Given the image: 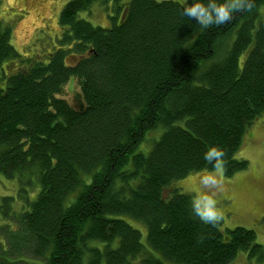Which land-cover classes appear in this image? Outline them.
Here are the masks:
<instances>
[{
  "label": "trees",
  "instance_id": "trees-1",
  "mask_svg": "<svg viewBox=\"0 0 264 264\" xmlns=\"http://www.w3.org/2000/svg\"><path fill=\"white\" fill-rule=\"evenodd\" d=\"M122 1L65 4L44 60L19 55L0 23V177L24 193L31 177L39 185L0 240V264H231L243 252L263 262L253 229L203 225L176 184L206 167L208 145L223 148L225 176L249 168L236 153L264 114V0L207 29L180 2ZM95 2L112 4L107 28L80 18ZM72 77L83 109L59 97ZM159 126L150 153L136 151ZM127 215L147 226L146 245Z\"/></svg>",
  "mask_w": 264,
  "mask_h": 264
},
{
  "label": "rangeland",
  "instance_id": "rangeland-1",
  "mask_svg": "<svg viewBox=\"0 0 264 264\" xmlns=\"http://www.w3.org/2000/svg\"><path fill=\"white\" fill-rule=\"evenodd\" d=\"M72 0H0V23L9 24L12 28L11 44L15 47L19 55L24 59H33L41 57L46 59L48 53L53 52L60 44L58 40L62 37V30L59 24V17L63 6ZM130 0H123L128 3ZM163 1V0H156ZM171 1V0H168ZM185 3V0H173ZM112 4L107 7L99 2H95L90 10L81 12L80 18L88 20L94 26L107 28L111 25L109 15L113 13ZM260 15L257 26L264 24V5L260 8ZM256 27V29L258 28ZM250 50L246 51L241 59L242 66ZM19 63L14 62L8 65L7 73L15 71ZM60 98L68 101L75 109L84 108V98L81 94L78 79L72 77L63 90ZM163 127L159 126L146 133L145 139L137 147L136 151L148 154L153 149V145L161 138ZM243 145L236 153V158L247 160L249 168L243 172H237L228 177L221 173L224 181V190L219 193L218 201L222 207L223 216L220 220L223 231L233 230L236 227L244 229H253L256 232L258 242L264 246V114L248 129L244 136ZM197 174H190L181 179L176 184V188L181 193L192 195L199 189ZM30 179L28 185H24L26 193L21 192L22 186L18 179H7L0 177V205L6 196L15 198L11 215L1 214L0 221V240L15 228H19V222H16L14 214L21 211H27L25 207V197L33 199L39 192V185L36 180ZM122 218L131 224L142 234V242L147 244V226L141 221H137L130 216ZM4 234V235H3ZM101 246V244H99ZM7 247V246H6ZM29 263H37L33 259H27ZM165 264H175L166 262ZM231 264H264L251 259L246 253H240L236 260Z\"/></svg>",
  "mask_w": 264,
  "mask_h": 264
},
{
  "label": "clouds",
  "instance_id": "clouds-1",
  "mask_svg": "<svg viewBox=\"0 0 264 264\" xmlns=\"http://www.w3.org/2000/svg\"><path fill=\"white\" fill-rule=\"evenodd\" d=\"M253 6V0H185L181 14L207 29L225 25L234 13L250 11ZM203 160L206 167L197 174L199 189L191 197L190 211L203 225L215 226L223 216L218 195L224 190L225 152L219 145H208ZM198 239L202 241L203 235Z\"/></svg>",
  "mask_w": 264,
  "mask_h": 264
},
{
  "label": "flooded vegetation",
  "instance_id": "flooded-vegetation-1",
  "mask_svg": "<svg viewBox=\"0 0 264 264\" xmlns=\"http://www.w3.org/2000/svg\"><path fill=\"white\" fill-rule=\"evenodd\" d=\"M18 67H16V68H19V65H17Z\"/></svg>",
  "mask_w": 264,
  "mask_h": 264
}]
</instances>
